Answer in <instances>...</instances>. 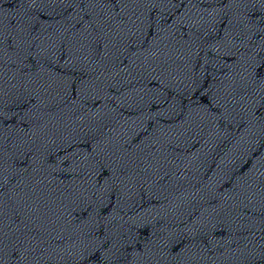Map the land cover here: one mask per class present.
<instances>
[{
	"label": "water",
	"instance_id": "obj_1",
	"mask_svg": "<svg viewBox=\"0 0 264 264\" xmlns=\"http://www.w3.org/2000/svg\"><path fill=\"white\" fill-rule=\"evenodd\" d=\"M0 264H264V0H0Z\"/></svg>",
	"mask_w": 264,
	"mask_h": 264
}]
</instances>
